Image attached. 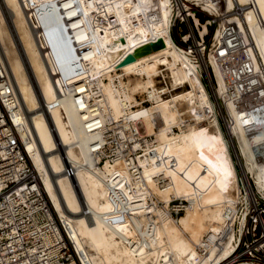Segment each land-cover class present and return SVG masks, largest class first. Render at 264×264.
<instances>
[{
	"label": "bare ground",
	"instance_id": "obj_1",
	"mask_svg": "<svg viewBox=\"0 0 264 264\" xmlns=\"http://www.w3.org/2000/svg\"><path fill=\"white\" fill-rule=\"evenodd\" d=\"M187 1L219 14L216 0ZM222 7L246 41L248 28L264 78V0H223ZM173 13L171 0H0V55L19 103L14 121L84 264H224L234 251L232 226L247 198L199 79L202 66L169 35ZM205 66L246 184L264 198V115L236 107L214 55ZM72 84L100 124L143 139L145 154L132 171L108 161L92 167L81 116L59 95ZM64 155L77 165L75 179L62 174ZM108 184L129 200L122 221H113ZM171 210L182 214L175 219Z\"/></svg>",
	"mask_w": 264,
	"mask_h": 264
},
{
	"label": "built area",
	"instance_id": "obj_2",
	"mask_svg": "<svg viewBox=\"0 0 264 264\" xmlns=\"http://www.w3.org/2000/svg\"><path fill=\"white\" fill-rule=\"evenodd\" d=\"M216 2L219 14L205 11L195 1L171 0L174 15L169 35L177 37L178 40H174V43L186 51H193L197 45L202 55L206 51L208 58L214 55L225 76L227 90L235 98L236 107L253 110L256 116L264 115V78L260 70H255L250 55L251 48L254 50L253 41H246L241 36L237 23L228 20L224 21L220 44L214 45L216 29L208 42H205L204 37L209 31L203 37L199 35V15L206 17L203 24L207 29L214 23L218 28L224 19L230 17H225L229 14H223V0ZM185 7L190 13L186 11L183 12L184 17L178 16L179 8L184 10ZM187 28L192 34L195 29L199 40L194 37V43L188 44L191 37L187 40L184 38L190 35L184 34ZM59 95L69 97L81 116L83 133L88 138L87 153L92 167H101L108 161L132 171L137 159L145 154L143 139H131L136 131L130 132L122 125L100 124L98 114L86 110L83 101L86 102L87 98L76 84L63 87L59 90ZM17 107L18 99L0 55V264H84L86 261L81 260L75 248L70 227L57 216L41 185L31 156L19 136L13 117V111ZM93 119L97 121L93 122ZM57 144L59 146V141ZM60 148L63 150L62 146ZM152 150L153 148L148 152L150 155ZM236 154L235 151L239 163ZM62 160V174L66 178L75 179L77 165L65 155ZM83 166L93 171L92 167ZM238 181L241 193L247 199L238 206L237 219L232 226L236 236L235 248L225 263L264 264V198L248 184L249 191H246L244 176L238 177ZM108 189L110 202L115 208L113 221H122L129 209V200L124 192L112 189L109 184ZM176 204V201L172 202V206ZM170 214L175 218L182 211L171 210Z\"/></svg>",
	"mask_w": 264,
	"mask_h": 264
},
{
	"label": "rangeland",
	"instance_id": "obj_3",
	"mask_svg": "<svg viewBox=\"0 0 264 264\" xmlns=\"http://www.w3.org/2000/svg\"><path fill=\"white\" fill-rule=\"evenodd\" d=\"M184 11H185V9H184ZM231 12H229V13H226V14H229V16L231 15L230 14ZM174 14V13H173ZM201 16H203V15H201ZM225 17H228V15L227 16H225ZM240 18H241V15H240ZM204 19H206V17L204 16ZM229 19V18H228ZM227 18L226 19H224L223 20V22L225 21V20H228ZM199 20V19H198ZM223 22H221L220 24H219V27H220V25L223 23ZM201 25H205V24H201ZM218 27V28H219ZM218 28H216V23H214V24H212L208 29H207V33H208V31H209V34H208V37H207V39H205V42H208L210 39H211V37H212V35H214L213 33V31H214V29H218ZM244 31H245V34H246V36H247V38H248V41L251 39V37H250V34H249V32H248V28L247 27H244ZM198 32H199V27H198ZM174 34L176 35L177 33H176V31L174 32ZM185 34H190V36H191V39H190V41H189V43L188 44H191V43H194V41H193V38L194 37H196L198 40H199V36H198V33H197V31L194 29V31H193V34H192V32L190 31V29L189 28H187L186 30H185ZM171 36V35H170ZM171 39L174 41V39H173V37H171ZM252 40V39H251ZM178 45H181V43H179ZM254 50H252L253 51V53H254V56L256 57V60H258L257 62H258V64L259 63H263V61H261L262 59H261V57L259 56V54H258V52H257V50H256V48H255V45H254ZM192 49H194V47L192 46ZM252 49V48H251ZM192 56H193V58H194V61L195 62H197L199 65H201L202 66V69L201 70H199V73H198V75L200 76L199 77V79H200V81L202 82V84L204 85V87H205V89H206V91H207V94H208V97H209V101H210V103L212 104V108H213V111H214V114H215V120H216V122H217V124H218V126H219V129H220V131L223 133V135H224V137L226 138V140L229 142V146H230V148H229V153H230V156H231V159L233 160V162L235 163V169H236V171H237V174H238V177H243V175H242V171H241V169H240V167H239V165H238V163H237V159H236V156H235V152H234V148H233V144H232V142H231V140H230V138H229V136H228V133H227V129H226V127H225V121H224V118L222 117V115L223 116H227L226 115V109H225V107H224V105H223V103H222V101H220L219 99H217L214 95H213V88H212V84H214V80H213V76H212V74L209 72V70L208 69H206V66H205V63L207 62V60H208V56H207V51L203 54V55H201L200 53H199V51H197V49H194L193 50V53H192ZM205 60V61H204ZM260 65V64H259ZM203 66H205L204 68H203ZM208 70V71H207ZM137 98V100L139 101V102H141V100H143V99H145L146 97H145V95H142V96H137L136 97ZM146 104V105H145ZM143 106H145V107H148L149 106V104H148V102H144L143 103ZM137 127H138V130H139V132L141 133V134H143V132H144V127H143V125L142 124H138L137 125ZM151 140H154V137H151ZM250 183L252 184V180L250 179ZM253 185V184H252ZM245 186H247V184L245 183ZM177 204H178V202H177ZM176 204V205H177ZM181 214H179V215H177L176 217H175V219L178 217L179 218V216H180Z\"/></svg>",
	"mask_w": 264,
	"mask_h": 264
},
{
	"label": "trees",
	"instance_id": "obj_4",
	"mask_svg": "<svg viewBox=\"0 0 264 264\" xmlns=\"http://www.w3.org/2000/svg\"><path fill=\"white\" fill-rule=\"evenodd\" d=\"M198 19H199V23H200V24H203V23H204V20H205V19H204L203 17H201L200 15L198 16ZM184 34H185V33H184ZM207 37H208V35H206V36L204 37V40L207 39ZM175 41L177 42V40H175Z\"/></svg>",
	"mask_w": 264,
	"mask_h": 264
},
{
	"label": "water",
	"instance_id": "obj_5",
	"mask_svg": "<svg viewBox=\"0 0 264 264\" xmlns=\"http://www.w3.org/2000/svg\"><path fill=\"white\" fill-rule=\"evenodd\" d=\"M142 52H137V54H140V53H143V52H147V51H149V47H147V48H144L143 50H141ZM235 152V151H234Z\"/></svg>",
	"mask_w": 264,
	"mask_h": 264
},
{
	"label": "crops",
	"instance_id": "obj_6",
	"mask_svg": "<svg viewBox=\"0 0 264 264\" xmlns=\"http://www.w3.org/2000/svg\"><path fill=\"white\" fill-rule=\"evenodd\" d=\"M173 39H174V40H178L177 37H175V36H173Z\"/></svg>",
	"mask_w": 264,
	"mask_h": 264
}]
</instances>
